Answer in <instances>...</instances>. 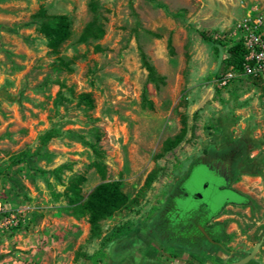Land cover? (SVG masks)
<instances>
[{"label":"rangeland","instance_id":"rangeland-1","mask_svg":"<svg viewBox=\"0 0 264 264\" xmlns=\"http://www.w3.org/2000/svg\"><path fill=\"white\" fill-rule=\"evenodd\" d=\"M92 3L105 34L81 43ZM41 8L71 20L57 52ZM251 31L264 37V0H0V264H230L258 242L248 264H264V67L251 75L224 62L228 43ZM140 48L165 75L160 88ZM232 146L248 201L223 209L243 197L193 162ZM78 176L85 198L118 180L130 199L98 236L66 210ZM215 215L224 249L197 230ZM101 249L103 262L90 258Z\"/></svg>","mask_w":264,"mask_h":264},{"label":"trees","instance_id":"trees-1","mask_svg":"<svg viewBox=\"0 0 264 264\" xmlns=\"http://www.w3.org/2000/svg\"><path fill=\"white\" fill-rule=\"evenodd\" d=\"M91 9L95 14L93 18L84 26L79 36V41L81 43L88 42L89 40H98L105 34V24L99 15L96 14L97 7L95 3L91 4ZM34 16L40 23L41 32L48 38L49 46L55 52H57L59 46L72 35V23L70 18L65 14H49L44 8H41L37 13H35ZM199 35L205 41L210 43H218L220 41L205 30H200ZM169 49L171 53L174 52L171 40L169 41ZM140 54L142 65L148 72V80L157 88L165 85V75L158 71L143 48H140ZM227 54V57L224 59L225 67L227 69L232 68L234 70L244 71V65L247 62L246 56L248 54L245 43L241 40L231 41V43H228ZM250 77L252 78V76ZM81 99L85 103H88L90 106H92V100L89 94H82ZM143 100L145 104H148L150 107L152 106V102L147 99L145 93L143 94ZM51 136L52 132L47 131L41 137L43 143L45 144ZM181 138L182 136L179 135L175 139H168L165 142V148H171V146L177 143ZM91 146L97 154L100 153L95 145L91 144ZM27 154V152L19 153L14 160H22ZM63 167L64 165L57 167L53 170V172L58 174ZM83 182V176H78L73 181H71L67 189L68 205L66 206V210L70 215L76 218L87 216L90 223L91 234L93 236H98L101 231V222L112 216L115 212L127 207L130 203V199L128 195L122 190L121 183L118 180L100 183L85 198L82 194ZM197 230L202 235L203 239L207 240L200 230ZM117 233H121V230H117ZM208 233L213 240L220 241L226 236L225 225L221 222H218L215 233ZM107 240L109 241V239ZM105 256L106 252L101 249L93 254L90 258L95 259L98 262H103Z\"/></svg>","mask_w":264,"mask_h":264},{"label":"flooded vegetation","instance_id":"flooded-vegetation-1","mask_svg":"<svg viewBox=\"0 0 264 264\" xmlns=\"http://www.w3.org/2000/svg\"><path fill=\"white\" fill-rule=\"evenodd\" d=\"M238 157H239L238 150L232 146L226 149L208 151L206 154L202 155L199 159H197L193 163L199 162L205 165L207 169L212 171V173L216 175V177L219 178L222 182V184L219 186V189L221 190L227 189V190H230L238 194L239 196L247 198V196L241 191H239L238 188L235 186L236 185L235 181L237 179ZM247 201L248 199L245 202ZM245 202L228 200L226 204L224 205L223 209H225L227 206H230V205L242 204ZM167 210H168V207L165 208V212L163 215H165ZM217 215H215L212 218V220L208 221L207 224L203 226V228L205 229L207 233L208 232L215 233V229L217 228V223L220 222L219 220H216ZM197 228L204 235V237H206L203 231L201 230V227L199 228L197 225ZM200 236L202 237L201 234ZM215 241L216 243H212V242L210 243L216 245L217 247H221L222 249H224V245L221 242L217 240Z\"/></svg>","mask_w":264,"mask_h":264},{"label":"built area","instance_id":"built-area-1","mask_svg":"<svg viewBox=\"0 0 264 264\" xmlns=\"http://www.w3.org/2000/svg\"><path fill=\"white\" fill-rule=\"evenodd\" d=\"M248 50L246 56L247 62L244 65V70L251 75H259L261 69L264 67V37L251 31L244 41ZM232 69L224 76V82L233 76Z\"/></svg>","mask_w":264,"mask_h":264},{"label":"water","instance_id":"water-1","mask_svg":"<svg viewBox=\"0 0 264 264\" xmlns=\"http://www.w3.org/2000/svg\"><path fill=\"white\" fill-rule=\"evenodd\" d=\"M247 200V198L243 197V200L240 202H245ZM201 230L203 231V233L205 234V236L209 239V241H211L212 243H216L215 240H213L209 234L205 231L204 228H201ZM261 242H258L255 244L254 248L244 257H241L240 259H238L237 261H234L230 264H248L249 262H251L260 246Z\"/></svg>","mask_w":264,"mask_h":264}]
</instances>
